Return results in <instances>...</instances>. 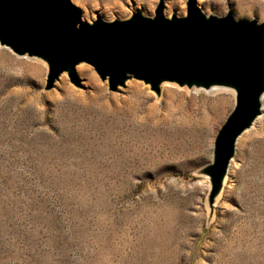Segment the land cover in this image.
Wrapping results in <instances>:
<instances>
[{
  "label": "rangeland",
  "instance_id": "rangeland-1",
  "mask_svg": "<svg viewBox=\"0 0 264 264\" xmlns=\"http://www.w3.org/2000/svg\"><path fill=\"white\" fill-rule=\"evenodd\" d=\"M69 1L90 24L152 17L161 0ZM187 1L163 0V15ZM195 1L206 16L264 19V0ZM81 65L95 82L76 65L67 91L60 78L47 88L41 59L0 46V264H264V96L210 200L205 170L235 94L132 77L110 91Z\"/></svg>",
  "mask_w": 264,
  "mask_h": 264
},
{
  "label": "water",
  "instance_id": "water-1",
  "mask_svg": "<svg viewBox=\"0 0 264 264\" xmlns=\"http://www.w3.org/2000/svg\"><path fill=\"white\" fill-rule=\"evenodd\" d=\"M0 46L16 55L41 59L47 88L74 67L91 65L108 89L130 77L157 90L163 82L178 86L231 88L234 107L217 132L212 163L205 170L210 200L234 155L237 137L260 114L264 92V19L236 20L231 12L204 15L195 0L186 13L163 15L162 0L154 16L132 13L126 20L90 24L69 0H0Z\"/></svg>",
  "mask_w": 264,
  "mask_h": 264
},
{
  "label": "bare ground",
  "instance_id": "bare-ground-1",
  "mask_svg": "<svg viewBox=\"0 0 264 264\" xmlns=\"http://www.w3.org/2000/svg\"><path fill=\"white\" fill-rule=\"evenodd\" d=\"M175 1V0H174ZM163 2V0H162ZM164 5V3H163ZM164 10V9H163ZM82 63L77 64L78 66L76 67V71L77 73L79 74V76L85 78V81L83 82V84L85 85V83H93L95 82V79H94V76L90 70V68H88L87 66L85 65H81ZM67 72H63L62 74L59 75L58 79L60 78L59 82L56 84V87L58 88V90L60 91H67L68 90V87H67V84H66V79H65V76H63L64 74H66ZM128 83L126 84V90H135L138 88V86L133 83V82H129V80L127 81ZM125 84V83H124ZM162 85L163 84H174L173 82H163L161 83ZM160 84V85H161ZM166 86V85H165ZM209 89H224V88H221V87H211ZM229 92H233L234 93V90L231 89V88H226ZM125 90V91H126ZM171 92L170 88L169 87H164V93L165 94H169ZM264 96V92L262 93L261 95V99H260V114L253 120V122L251 123V125L245 129L239 136H241L244 132H246L247 130H249V128H252L255 124H257L259 121H260V118L262 116V110H263V107H262V98ZM248 134V133H246ZM238 136V137H239ZM237 137V138H238ZM237 140V139H236ZM227 170H228V166L225 170V173L221 179V182H220V188L222 187L223 185V182L225 180V177H226V174H227Z\"/></svg>",
  "mask_w": 264,
  "mask_h": 264
}]
</instances>
